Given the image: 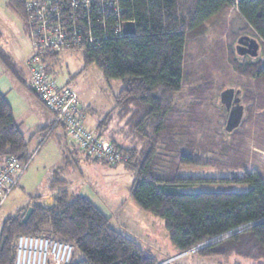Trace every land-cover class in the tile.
Instances as JSON below:
<instances>
[{"label":"trees","instance_id":"trees-1","mask_svg":"<svg viewBox=\"0 0 264 264\" xmlns=\"http://www.w3.org/2000/svg\"><path fill=\"white\" fill-rule=\"evenodd\" d=\"M105 4L109 12L98 13L94 9L90 22L82 19L84 14L79 18L85 29L92 27L95 39L92 47L85 46L79 52L84 68L94 65L107 82L120 81L123 85L114 96V111L106 114L94 132L128 155L124 165L133 173L129 187L131 199L141 210L163 221L177 254L256 223L246 231L201 248L194 255L219 260L217 264H228L230 259L237 260L233 264H264V179L257 172L247 170L242 178L232 180L184 176L181 169L201 162L200 152L205 151L207 144L198 145L191 137L185 143L182 141L184 135H192L191 127L181 123L183 112L175 104V95L185 85L187 35L214 16L234 8L244 25L239 34L250 35L259 42L264 56V0H116L120 9L117 15L108 0ZM7 5L24 23V0H7ZM118 17L133 21L134 35H118ZM69 19L73 20L74 16L69 15ZM37 55L44 63L45 72L51 75L59 53ZM230 60L239 74L264 81V57L243 67L232 54ZM0 64L37 97L29 78L26 82L23 69L3 50L1 43ZM80 109L85 118L81 102ZM110 124L121 132L128 148L122 147L114 136H105ZM46 129L38 133L44 134ZM112 132L114 135V129ZM208 139L212 152L219 146L213 138ZM72 148L87 160L99 161L74 145ZM68 154L63 155L65 161L70 157ZM9 156L22 164H29L33 158L10 104L0 93V166ZM227 157L226 166L243 169L239 158L233 164L234 157ZM229 181L247 183L250 187L244 193L183 191L199 184ZM65 187V181L54 178L49 184L50 191H56L51 206L38 203L40 198H35L25 221L21 213L28 208L4 221L0 230V264L15 263L19 236H50L71 244L74 252L69 264L158 263L134 239L111 227L110 218L88 198L70 193ZM76 253L81 259H75Z\"/></svg>","mask_w":264,"mask_h":264},{"label":"rangeland","instance_id":"rangeland-1","mask_svg":"<svg viewBox=\"0 0 264 264\" xmlns=\"http://www.w3.org/2000/svg\"><path fill=\"white\" fill-rule=\"evenodd\" d=\"M243 26L235 9L230 8L187 35L183 77L185 85L175 95V104L178 110L183 112L181 123L183 125L188 123L192 135H184L181 139L185 143L191 137L190 139L198 145L207 144V148L204 152H200L201 162L181 169L184 176L232 180L242 178L247 170L257 172L264 179V81L239 74L230 60L232 54L235 61L243 67L264 57L260 45L255 57L236 53L237 39L244 35L239 34ZM0 34L1 47L11 57L24 60L33 54L25 25L8 7L7 0H0ZM235 35L238 36L237 39ZM247 37L254 39L250 35ZM53 68L52 77L57 85L77 93L80 102L84 105L86 116L89 117V122L86 121L85 125L94 131L96 122H100L107 113L114 111V96L123 87L122 83L107 82L94 65L84 68L79 51L60 53ZM1 70L4 72L2 68ZM20 88L28 92L23 86ZM226 88L240 91V104L244 108L242 122L231 133L224 129L228 114L219 100L220 92ZM192 102H194L193 106H191ZM22 131L26 138L35 130L26 120ZM208 138H213L219 146L212 152L208 146ZM120 143L124 148L129 147L125 140H121ZM49 154L53 156L52 152ZM227 155L234 157L233 164L235 159L237 161L239 158L243 169L226 166L229 161ZM58 159L51 158L34 169L38 174L37 184L22 188L21 182L20 186L14 189V193L9 195L5 202L3 201L0 206V230L7 218L18 214L19 210L28 204L29 197L45 195L44 185L38 182L44 176H48L50 169L48 167L54 165L53 167H57L59 178L62 177L67 182V190L70 193L87 196L86 198H89L105 217L110 218L111 227L134 239L158 262L157 264H169L177 260H180L181 264L219 262L216 259H202L194 255L201 248L214 244L211 242L215 240L196 246L189 252L177 254L164 229L163 221L141 210L131 199L129 187L133 181V173L124 163L114 166L103 164L101 161L87 160L82 153H78L74 158L70 156L68 161L62 158L57 165ZM206 161L208 163H205ZM249 187L247 183L229 181L199 184L185 188L183 191L244 193ZM247 228L246 226L243 230L240 228L232 233L239 234L248 230ZM225 236L216 240L220 242L231 237L225 238ZM75 259H81V255L76 253ZM235 261L237 260L230 259L228 264H233Z\"/></svg>","mask_w":264,"mask_h":264},{"label":"built area","instance_id":"built-area-1","mask_svg":"<svg viewBox=\"0 0 264 264\" xmlns=\"http://www.w3.org/2000/svg\"><path fill=\"white\" fill-rule=\"evenodd\" d=\"M107 0H24V25L29 35L33 54L26 64L30 87L39 101L53 116L52 127H62L69 140L88 157L110 165L125 163L129 157L117 150L112 143L98 137L85 125L84 114L74 91L57 85L53 77L45 72L44 63L37 54L81 51L92 47L94 35L92 27L83 26L93 18L94 9L98 13L109 12L104 8ZM116 0H108L114 14H120ZM95 5V6H94ZM107 7V6H106ZM73 15L74 19H69ZM118 17L116 32L120 37L126 23ZM85 29V30H84ZM28 167L17 158L9 156L0 166V206L17 187L20 177ZM71 244L50 236H19L16 240L14 264H69L73 257Z\"/></svg>","mask_w":264,"mask_h":264},{"label":"crops","instance_id":"crops-1","mask_svg":"<svg viewBox=\"0 0 264 264\" xmlns=\"http://www.w3.org/2000/svg\"><path fill=\"white\" fill-rule=\"evenodd\" d=\"M0 42H1V39H0ZM29 57H27L24 60L23 59H21V60L17 59L16 60L14 57H11L13 59V61L20 68L23 69L24 73L26 74L25 75L26 76V78H25L26 82L28 80L26 64H27V60ZM1 68L4 70V68L0 64V93L6 97V100L10 104V106L12 108L14 119H15L16 123L18 124L19 129L23 133L22 130H23V128L26 124V120H27V122H29V124H30V127H34V130H35L32 135H30L29 137L28 136L26 137V140H28V150L30 152V155L33 156V158H32V160H30L28 167L25 170V173L22 175V177L20 178V180L18 182V186H20L19 184L22 182V185H21L22 188H25V186L29 188L30 186L37 184L38 174L36 173L35 170L38 167H40L43 163H46L51 158H57L58 159L60 157L62 159L63 155L66 152L69 153L68 155L72 156L73 158L76 157L78 155V153L74 152V150L72 148L73 144L70 142L69 138L66 137L63 128H61V127H54V128L50 127L52 122H53V116L44 108V106L40 103L38 98L32 92H30L28 89H26L28 92H24V90L22 88H20L22 85L17 80H15L12 76H10L5 70H4V72L7 74L2 72ZM52 71L54 72L53 66H52ZM53 72L50 75L51 77L53 75ZM5 89H7V90L5 91ZM75 94L77 95V93H75ZM77 97H78V95H77ZM86 114L87 113L85 112V122L86 121L89 122V117H87ZM92 122H94V120H92ZM98 123H99V121L96 122L94 129L96 128ZM42 128H47V129L44 132V134H41V133L39 134L38 132ZM115 128H117V127H113L112 124H110L109 128L106 129V131H105V134H106L105 136L106 137H109V135L114 136L115 139L117 141L119 140L118 142L120 143L121 140H124V138H123L121 132H118ZM113 129H114V133H115L114 135L112 132ZM23 135H24V133H23ZM24 137H25V135H24ZM123 144H125V143H123ZM50 152L53 153V156L49 154ZM61 159H58L57 165L62 161ZM53 166L54 165H50V167H48V168H50L48 176L47 177L44 176L43 179H40V181L38 182L39 184L44 185V193L43 194H45V195H38V196L29 197L30 200H29L28 204L25 205L24 208H29V206L33 202L32 199H35V198H40V201H37L38 203L51 206V202H53L56 191H54V192L50 191V189H49L50 182L54 178L65 181L64 179H62V177L59 178V175H58L59 173H57V167H53ZM65 188L67 189V182H66ZM14 191L10 194V196L14 193ZM29 192H31V190ZM24 208H21V209H24ZM24 212L21 214L23 215ZM15 215H17V214H15Z\"/></svg>","mask_w":264,"mask_h":264},{"label":"water","instance_id":"water-1","mask_svg":"<svg viewBox=\"0 0 264 264\" xmlns=\"http://www.w3.org/2000/svg\"><path fill=\"white\" fill-rule=\"evenodd\" d=\"M124 32L127 35H134L135 34L134 23L132 22L126 23L124 26ZM258 49H259V44L255 39H251L247 36H241L237 40L236 53L238 55H249L251 57H255L257 55ZM239 94H240V91L234 90L233 88H226L222 90L219 94L220 103L225 107L226 110H228V116H227L226 124L224 127L225 131L228 133H231L233 130H235L239 126L242 120V117H243L244 108L240 104ZM52 204L53 202H51V205ZM31 212H32L31 207L26 210V212L24 213V218H23L24 221L29 217ZM254 225H256V223L247 226L248 227L247 229L252 228ZM243 229L244 227H242V230ZM234 234H236V232L234 233L229 232L225 234L226 235L225 238L232 236ZM218 241L219 240L215 239V241L211 243H216Z\"/></svg>","mask_w":264,"mask_h":264},{"label":"flooded vegetation","instance_id":"flooded-vegetation-1","mask_svg":"<svg viewBox=\"0 0 264 264\" xmlns=\"http://www.w3.org/2000/svg\"><path fill=\"white\" fill-rule=\"evenodd\" d=\"M224 108H225V107H224ZM225 110H226V109H225ZM226 111H227V114H228V110H226ZM241 122H242V120H241ZM241 122H240V123H241Z\"/></svg>","mask_w":264,"mask_h":264}]
</instances>
